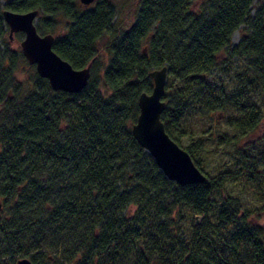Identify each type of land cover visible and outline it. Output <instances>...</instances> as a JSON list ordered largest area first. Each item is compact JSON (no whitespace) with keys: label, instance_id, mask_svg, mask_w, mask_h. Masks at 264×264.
Returning <instances> with one entry per match:
<instances>
[{"label":"trees","instance_id":"1","mask_svg":"<svg viewBox=\"0 0 264 264\" xmlns=\"http://www.w3.org/2000/svg\"><path fill=\"white\" fill-rule=\"evenodd\" d=\"M3 10H37L52 50L74 69L91 64L79 93L52 90L8 41L0 11V264L21 255L32 264H264V136L245 144L238 169L178 186L131 133L138 96L152 89L147 73L163 66L160 120L179 147L185 122L216 111L228 129L254 133L264 116V0H139L127 28L109 0H9ZM202 146L182 148L200 171ZM231 182L259 192L260 206L216 195Z\"/></svg>","mask_w":264,"mask_h":264},{"label":"water","instance_id":"2","mask_svg":"<svg viewBox=\"0 0 264 264\" xmlns=\"http://www.w3.org/2000/svg\"><path fill=\"white\" fill-rule=\"evenodd\" d=\"M95 0H79L83 6H89ZM37 10L16 13L2 10L1 16L8 28V36L22 33L19 48L29 66H34L36 74L47 80L54 91L79 93L88 83L90 64L81 69L72 66L52 50L54 36L40 34L35 26ZM152 80L149 93L138 96V115L131 127V133L138 145L152 158L161 174L178 186L205 184L207 177L195 166L189 154L179 147L165 132L160 115L165 103V84L167 69L165 66L147 73ZM1 209V203H0ZM200 216H195L194 224ZM264 249V237L261 241ZM15 264H32L26 258H18Z\"/></svg>","mask_w":264,"mask_h":264},{"label":"rangeland","instance_id":"3","mask_svg":"<svg viewBox=\"0 0 264 264\" xmlns=\"http://www.w3.org/2000/svg\"><path fill=\"white\" fill-rule=\"evenodd\" d=\"M9 0H0V11L4 9V5ZM116 7V23L127 28L132 22L133 15L135 14L137 3L139 0H109ZM256 5L251 8L250 15L253 16L256 11ZM246 28L241 25L237 30L232 33L231 46H236L242 35V29ZM12 34L9 38L10 44L19 47V42L23 37H20L17 42L16 35ZM8 35V34H7ZM9 37V36H8ZM102 61H105L102 53ZM239 61H235L226 69L221 75L217 73L218 78L224 81L230 77V75L238 71L240 66ZM25 70V71H24ZM24 71V72H23ZM26 69L21 70V74L18 75L20 79L26 77ZM168 80V76H167ZM168 85V81H167ZM166 94V93H165ZM165 98V97H164ZM183 128L186 130V135L179 140L181 148H185L187 143L195 142L200 139L202 143V150L199 153L197 159V165L201 169L204 175L208 177H214L218 173L225 170H236L242 164L239 157L246 152H249L248 148L245 147L246 143H254L255 139L264 136V116L261 124L254 133L249 135H241L240 133L228 129L225 123V117L218 111L213 112L207 118L202 120L190 119L185 122ZM264 148V147H263ZM259 192L252 188L247 189L242 185L236 183H228L222 187L216 194L221 198L224 196H236L244 209L249 212H253L257 207L260 206ZM180 216L185 219V223L192 224L193 214L186 212L180 213ZM259 224H262L261 220H258ZM264 227V226H263ZM21 257H26L21 255ZM20 258V257H18Z\"/></svg>","mask_w":264,"mask_h":264},{"label":"flooded vegetation","instance_id":"4","mask_svg":"<svg viewBox=\"0 0 264 264\" xmlns=\"http://www.w3.org/2000/svg\"><path fill=\"white\" fill-rule=\"evenodd\" d=\"M163 99H164V97H163Z\"/></svg>","mask_w":264,"mask_h":264},{"label":"bare ground","instance_id":"5","mask_svg":"<svg viewBox=\"0 0 264 264\" xmlns=\"http://www.w3.org/2000/svg\"><path fill=\"white\" fill-rule=\"evenodd\" d=\"M164 97V96H163Z\"/></svg>","mask_w":264,"mask_h":264}]
</instances>
